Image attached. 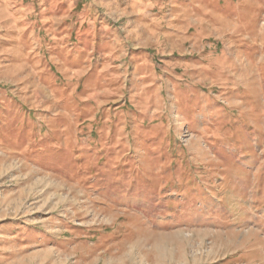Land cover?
Masks as SVG:
<instances>
[{
  "label": "rangeland",
  "instance_id": "obj_1",
  "mask_svg": "<svg viewBox=\"0 0 264 264\" xmlns=\"http://www.w3.org/2000/svg\"><path fill=\"white\" fill-rule=\"evenodd\" d=\"M0 264H264V0H0Z\"/></svg>",
  "mask_w": 264,
  "mask_h": 264
}]
</instances>
